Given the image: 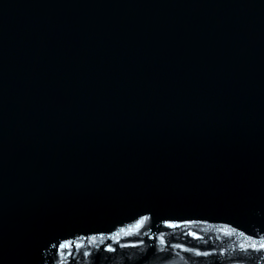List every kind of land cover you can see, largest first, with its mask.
I'll return each instance as SVG.
<instances>
[{"label": "water", "instance_id": "1", "mask_svg": "<svg viewBox=\"0 0 264 264\" xmlns=\"http://www.w3.org/2000/svg\"><path fill=\"white\" fill-rule=\"evenodd\" d=\"M0 264H264V0H0Z\"/></svg>", "mask_w": 264, "mask_h": 264}]
</instances>
